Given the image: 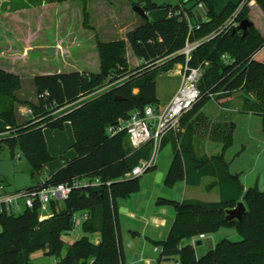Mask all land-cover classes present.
<instances>
[{
	"label": "trees",
	"instance_id": "1",
	"mask_svg": "<svg viewBox=\"0 0 264 264\" xmlns=\"http://www.w3.org/2000/svg\"><path fill=\"white\" fill-rule=\"evenodd\" d=\"M63 1L76 0H21L20 6L11 4L10 14H0V36L9 41L10 35L2 32H10L12 37L16 33L15 41H22L23 46L43 42L42 33L55 23L54 5ZM126 1L141 5L150 19L127 34L142 63L140 68L127 67L126 40L98 39L99 73L35 75L37 102L25 103L18 97L23 89L21 75L0 67V134H11L0 141V148L7 143L12 150L21 149L34 173L40 174L53 160L44 130L62 131L65 123H70L75 138L71 148L77 157L64 159L62 168L29 189L74 184L82 179L101 182L97 187L74 188L69 199L63 202V208L53 202L54 214L50 219L40 221L39 203L19 215H0V264H31V255L37 251H45L47 256L57 259V264H125L118 202L140 192L142 177L126 180L124 176L151 156L153 145L147 143L134 150L126 131L111 136L108 129L127 121L133 111H143L148 105L159 107L158 76L184 64L181 51L187 41L199 42L189 65L203 67L199 83L202 99L184 116L181 129L199 113L210 99L209 94L219 97L220 93L241 91L244 95L242 111L264 117V63L255 58L264 48V38L254 26L246 37L239 25L236 29L221 30L246 0L232 1L223 7L216 6L214 0H183L177 5H160L154 0ZM256 2L264 13V0ZM204 3L208 18L201 21L194 17V10ZM237 16L239 24L248 20L247 4ZM188 19L193 23L191 30ZM21 44L17 50L22 49ZM224 55L233 63H224ZM110 77L109 83L128 78L109 91L96 94ZM116 96L124 100H116ZM85 97L90 98L63 114L52 115ZM19 104L28 105L33 112L31 118L26 121L19 118ZM235 130L232 122L214 125L211 137L223 145V152L212 157L195 155L190 129L184 135L170 133L174 158L164 185L174 189L185 181L190 186H199L202 178L212 176L217 180L206 189L218 187L221 199L210 203L165 197L157 200V207H171L176 214L167 238L156 244L161 247L157 264H264V191L258 185L245 189L239 177L230 174L223 159L224 152L233 145ZM241 201L247 207L242 220L228 221L227 211L235 209ZM83 212L89 214L81 226L84 236L70 244L63 256L66 247L63 237L75 229L74 215ZM226 228L235 229L243 240L227 239L215 246L209 245L202 256L197 255L194 245L183 244ZM97 235L99 244L92 240Z\"/></svg>",
	"mask_w": 264,
	"mask_h": 264
},
{
	"label": "rangeland",
	"instance_id": "2",
	"mask_svg": "<svg viewBox=\"0 0 264 264\" xmlns=\"http://www.w3.org/2000/svg\"><path fill=\"white\" fill-rule=\"evenodd\" d=\"M33 1L36 0H32V2ZM182 1L183 0H154V3H158L160 5H177L183 3ZM214 1V4L216 6L223 7L230 2H235L237 0ZM246 1H244V3ZM244 3H242V5ZM254 3H257L256 0H251L248 4V20L253 21L254 28L264 38V25H262L261 27V19H259V15L256 12L257 6ZM20 5L21 4L19 3L13 4V6ZM242 5H240L235 10V12L231 15L232 17L227 20L222 28L230 23L231 19L234 17L233 15H235L238 10H241ZM13 6L11 5V7ZM54 6H56L54 7L55 23L53 24L51 29H46V32L42 33V38H44L45 40L55 39L56 41H62V39H91L95 40L96 43L98 39L105 42H109L112 40H126L124 55L126 58L127 67H129L130 70H135L141 67L142 63L136 57V54L129 43L127 35L129 32L141 26V24L145 21L144 19L139 17L133 10L134 6L139 5H134L133 3H130L126 0H76L63 1L61 3H56ZM194 11L195 18L201 21L207 20L208 17H206L207 11L205 3L203 4L202 8L197 7ZM262 20L264 21V18ZM255 21L257 22V25ZM7 22L8 24H10L9 21ZM236 27L237 25L233 23L229 27V30L236 29ZM259 27L261 28V30L259 29ZM24 31L26 35L25 37H27V30L25 29ZM2 33L10 35L8 36L9 41L0 36V51H7L5 53L6 59L4 60V64L9 66L13 64V49H16V47L23 42L15 41L17 35L16 33H14L13 37L11 36L10 32L3 31ZM20 46H22L23 48L22 44ZM26 53L27 52H25V54ZM256 60L264 62V50L257 55ZM179 65L183 66V64ZM17 69L21 70L20 73L23 86V89L18 93V97L22 102L25 103L36 101L37 96L34 90L35 86L33 83V77L38 73L34 71V69H31L33 72L30 71L28 67H17ZM90 72H100L99 60L97 58L96 62H94V65L91 67ZM111 78L112 77L109 78V80L106 82L107 84L100 90V92L96 94H101L109 91L112 86L117 85L121 82H125L128 77H125L123 79L121 78L120 80L109 83ZM157 82L169 83V87L171 88V86L176 81L173 78L162 75L158 78ZM134 93H137V90H135ZM240 94L241 92H238L236 95L229 98H222L221 100H219V103L215 100L217 96H215L214 98L210 97V99L203 105V111L210 117H215L219 115L220 112H222L220 111V104L228 103L229 110L227 111V116L235 123L236 131L234 133L233 145L228 148L223 155V159L226 163L227 169L230 174L237 175L239 177L240 184H242L244 188H252L254 186H257L258 184L260 189L264 190V117L243 113L241 111L242 101L240 98ZM219 95L220 97L222 96L221 93ZM87 98L90 97H85L84 101H81L80 103L85 102ZM77 105L67 106L64 108V110L59 111L53 116L63 114L66 110H69ZM27 106V104H19L18 113H20V111L22 110L23 112L25 110H28L29 108ZM29 118H31V115H26L22 117L21 120L26 121ZM57 132L59 134H63V145L65 146V149L62 152L58 151V154H56V152L60 148H58L59 145L56 143L57 140L55 139V133ZM44 133L46 134L47 141L49 140L48 149H50V151H53L51 152L53 160L50 163L57 162L58 164L64 165V158L67 159L68 156H72L71 154L76 156L75 150L71 148L73 143L75 142V138L70 124L65 123L64 130L62 131L47 128L45 129ZM10 135L11 134L9 132H2L0 134V141L9 137ZM222 147L223 146L221 143L214 142L203 137L199 143H195L194 152L198 155H220L223 152ZM173 156V150L170 146L162 147L158 159L156 160L159 166L158 170L161 171L164 169H168L169 164L172 162L171 160L173 159ZM49 168L50 166L45 168L44 171L40 174H37L36 172L34 173L31 165H29L21 149L14 148L12 150L7 143H3L2 147L0 148V182L4 183L8 187L9 191H19V189H29L35 187L36 185L47 179ZM153 176L154 172L145 173V175L142 176L141 179V188H146V190L148 191L151 190L153 192L162 193L160 192L161 190H156V184L153 182V179L155 178ZM211 181L212 178H209L205 180V182L199 187H189L188 192H184L183 189H180V186L182 185L181 183H178L175 190H167L169 191V194L166 193L168 195H164V193L162 195H159L177 201L182 197H185L186 199L196 198L206 203L219 202L221 199V195L218 189L211 191L206 190V187ZM142 195L144 194L142 193L141 196ZM58 208H63V203H60ZM168 208L170 209V211L174 212L173 208ZM123 231H125V229ZM83 236L84 234L80 226H76L74 232H71L67 236H64L63 241L64 243H66V247L62 255L64 256L66 254L70 244L77 240H80ZM97 239L99 241V235L94 236L92 240L95 241ZM227 239L234 242H241L243 240V237L241 238L238 232L235 229L231 228L221 229L217 233H213L206 237V240H209V244L212 246H215L219 242ZM206 240H204L203 245L198 247V255L202 256L208 250L209 247L206 245ZM150 246L152 249L154 248L152 244H150ZM30 260L31 264H57V259L47 256L45 251H37V253L31 255Z\"/></svg>",
	"mask_w": 264,
	"mask_h": 264
},
{
	"label": "crops",
	"instance_id": "3",
	"mask_svg": "<svg viewBox=\"0 0 264 264\" xmlns=\"http://www.w3.org/2000/svg\"><path fill=\"white\" fill-rule=\"evenodd\" d=\"M13 3L22 4L21 0H0V14L1 15L10 14L8 13V11L11 10L12 8L11 4ZM254 4L257 6V7L255 6L256 12L259 15V19H261V27H262V25H264V21L262 20L264 18V13L258 7L257 3H254ZM32 9H35V7ZM255 23L257 25L256 21ZM49 28L51 29L52 27H48V26L46 27V29H49ZM259 29L261 30L260 27ZM263 50L264 48L261 51ZM261 51L255 55L256 59H257V55L261 53ZM6 52L4 50L0 51V67L12 73H15V74L17 73L19 75H21L20 73L21 70L17 69V67H28L30 71H32L31 69H34V71L38 73L37 75L61 74L63 72H79V71L92 73L90 72V70H91V67L94 65V62H96V58L99 60V68H100V54L97 50V43L95 40H91V39H78V40L62 39V41H56L55 39L54 40L46 39L41 43L25 45L23 46L22 49H18V50L13 49L14 58L11 57L13 58L12 60L13 64L9 66L4 64L5 62L4 60L6 59V55H5ZM25 52L27 53L25 54ZM181 70H182V66L177 65L174 71L161 74L158 76L159 78L160 76L165 75V76L175 79L176 81L171 86V88L169 87L170 86L169 83H164V82L159 83L156 81L157 82V98L160 101L159 107H164L168 105L171 102V100L174 98L173 96L179 89L181 82H182L181 81ZM34 88L33 89L36 92V87ZM238 92H241V91H238ZM238 92H234L231 94L222 93L221 94L222 96L221 97L220 95L219 97L217 96L215 100L219 103V100H221L222 98H229L231 96L236 95ZM240 95H241L240 98L242 101L241 102V111H242L243 103H244V95L242 94V92ZM33 102L36 103L37 98H36V101H33ZM220 109H221L220 111L222 112H220L219 115L215 117H210L208 114H206L203 111V106H202L199 113H196L195 115H193L190 118V120L184 125V127H182V129L180 130L179 133H182L183 135L187 129L191 130L193 150L195 147V143L196 142L199 143L203 137L209 140H212L211 135H212V130L214 128V125L230 123V122L234 123L227 116V111L229 110L228 103L220 104ZM23 113H24L23 110L20 111V113H18L20 119L24 117ZM249 115H253V114H249ZM57 133H55V139L57 140L56 143L59 145L58 148L60 149L57 150L56 154H58V151L62 152L65 149V146L63 145V134H59V133L57 134ZM179 133H176V134H179ZM173 134L176 136L175 133ZM45 138H46V134H45ZM170 138H171V134L169 133L163 138L162 140L163 144L161 145L162 147L170 146L173 150V155H174L173 145H171L169 141ZM48 141L46 138L47 144H48ZM48 146L49 144L47 145V147ZM50 152H53V151H50ZM71 155L72 156H68L67 158L68 160H73L77 157V154L76 156H74L73 154ZM195 155L197 157L217 156V155H206V154L198 155L196 153ZM171 161L173 162V159ZM172 162L169 164V168ZM48 166H50V168L48 169L49 173H48L47 178H49L51 174L55 173L57 170L62 168L64 165L58 164L57 162H53V163L48 164L45 168H47ZM158 167H159L158 164H156V166L153 169H151L149 172H154L153 177L155 179H153V182L156 184V188H157L156 190L158 191L161 190L160 192L162 193L153 192L151 190L148 191L146 190V188H141L140 192L133 194L129 199L120 200L118 202L119 225H121V241L123 245L125 264H157L160 258L159 253L161 252V247L159 248V246H157L156 244L159 242H163V240L167 238V235L171 227L173 226V222L175 220V215H176L175 211L174 212L170 211L168 207L160 208V207H157L156 205L157 200L162 197L159 194L162 195L164 193V195H168L169 191L167 190H170V189H165L167 187L164 185V180L166 177L165 175L168 172L169 168L166 170L164 169V170L159 171ZM209 178H212V181L209 184L217 180L215 177H212V176L204 177L202 178L199 186H201L205 182V180ZM181 185L182 186H180L181 187L180 189H183L184 192H188L189 187H193V186L188 185L185 181L181 182ZM176 188L177 186L172 190H175ZM216 189H218L219 191L218 187H213L211 190H216ZM142 193L144 195L141 196ZM220 195H221V191H220ZM194 199H186L185 197L184 198L182 197L179 201L194 200ZM124 229L125 231H123ZM206 237L207 236H205V240H206ZM197 240L199 239L195 238V240H187V241H184L183 244L184 245L194 244L196 248V252H198L199 246L195 245V242ZM209 242H210L209 240H206V243H207L206 245L208 247L210 245ZM150 244L154 246L153 249L151 248ZM156 248H158V251H155Z\"/></svg>",
	"mask_w": 264,
	"mask_h": 264
},
{
	"label": "built area",
	"instance_id": "4",
	"mask_svg": "<svg viewBox=\"0 0 264 264\" xmlns=\"http://www.w3.org/2000/svg\"><path fill=\"white\" fill-rule=\"evenodd\" d=\"M250 1H246L243 5H248ZM242 5V6H243ZM199 7H203L200 5ZM238 10L230 23L221 30H229L231 24L239 25L236 21ZM189 20V29L193 28V23ZM199 42L187 41L181 55L184 57L185 62L181 70V85L177 92L174 94V98L171 102L164 107H156L152 105L146 106L143 111H133L127 121H120L117 125L108 129L109 134L115 135L119 132L126 131L129 135V141L134 150H139L144 147L145 144L151 143L153 145L151 156L140 162L138 166L127 173L124 178L126 180L139 178L145 175L153 169L157 164V159L162 148V140L169 133H179L181 128V121L185 115L190 113L196 104L202 99L199 83L203 75V67H192L189 65L192 59L193 52L198 47ZM223 61L226 64H232L233 61L224 55ZM207 64V63H205ZM208 65V64H207ZM211 98H214V94H209ZM84 98H81L79 102L73 104H79ZM65 108V107H64ZM60 109L53 112L52 115L58 113ZM33 112L28 109L25 110L23 116L31 115ZM100 180L90 181L88 179H82L76 181L74 184H59L52 185L51 187H36L35 189H19V191H9L8 187L0 182V215H19L21 212L27 209H33L37 203L40 205V221L50 219L53 216L51 211V204L53 202L63 203L69 199L71 192L77 187H97L100 185ZM89 218L87 212L83 214L74 215V227L82 226L84 221ZM75 230V229H74ZM73 230V231H74ZM200 240H205V236L201 235ZM96 244L100 242L93 241ZM158 251V248L155 249Z\"/></svg>",
	"mask_w": 264,
	"mask_h": 264
},
{
	"label": "water",
	"instance_id": "5",
	"mask_svg": "<svg viewBox=\"0 0 264 264\" xmlns=\"http://www.w3.org/2000/svg\"><path fill=\"white\" fill-rule=\"evenodd\" d=\"M133 10L139 17H141L145 21L150 20L147 12L144 10V8L142 6H134ZM253 26H254L253 21L243 20L239 24V29H240V31H242L244 33V37H246L250 33L249 29H251V27H253ZM115 99L119 100V101L124 100V99L120 98L119 96H116ZM246 211H247V207L244 205V203L243 202L238 203L237 207L235 209H231V210L227 211V217L226 218L228 221L237 220L240 222L242 220L244 214L246 213ZM203 244H204V241L200 240V239L195 242L196 246H201Z\"/></svg>",
	"mask_w": 264,
	"mask_h": 264
}]
</instances>
